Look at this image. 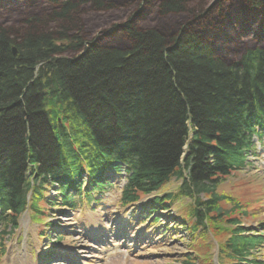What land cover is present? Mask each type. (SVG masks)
I'll use <instances>...</instances> for the list:
<instances>
[{
  "label": "trees",
  "instance_id": "obj_1",
  "mask_svg": "<svg viewBox=\"0 0 264 264\" xmlns=\"http://www.w3.org/2000/svg\"><path fill=\"white\" fill-rule=\"evenodd\" d=\"M261 131L264 0L0 1V257L26 210L74 208L124 172V206L181 181L146 206L190 199L221 264H241L261 239L217 187Z\"/></svg>",
  "mask_w": 264,
  "mask_h": 264
},
{
  "label": "rangeland",
  "instance_id": "obj_2",
  "mask_svg": "<svg viewBox=\"0 0 264 264\" xmlns=\"http://www.w3.org/2000/svg\"><path fill=\"white\" fill-rule=\"evenodd\" d=\"M4 1V0H0ZM264 133V131H263ZM255 155H251L249 165L233 177L225 180L220 189L239 199L247 206L251 218L243 220L245 230L264 235V137L255 142ZM180 182L173 181L166 191H177ZM55 198L58 194L50 191ZM119 191L108 189L96 205H78V209L69 211L56 205L44 220L42 234L45 241L39 240L41 227L31 224L27 216L21 218L20 229L7 239V254L0 264H45L46 259L56 253L58 259L52 262L61 264H185L195 261L190 249V235L177 223L178 210L175 206L169 212L161 214L159 224L152 225L140 211L131 208L122 209L118 205ZM59 201V200H58ZM188 202H181L180 208ZM244 212V211H242ZM133 215V216H132ZM101 221V222H100ZM144 221H147L145 223ZM144 222V223H143ZM155 222V221H154ZM46 224H51L46 231ZM102 225V227H101ZM178 225V226H177ZM101 227V228H100ZM103 228L107 231L103 233ZM181 228V229H180ZM45 230V231H44ZM248 234H251V233ZM61 237V239H57ZM44 238V237H43ZM204 242L206 241L203 240ZM212 241V238H209ZM117 247L109 258L100 260L108 248ZM196 254L205 253L202 245H194ZM46 252H48L46 254ZM257 250L254 251V255ZM215 264L217 250L212 249ZM201 254V255H202ZM259 264H264V245L260 253ZM197 257V255H195ZM48 264V263H47Z\"/></svg>",
  "mask_w": 264,
  "mask_h": 264
},
{
  "label": "water",
  "instance_id": "obj_3",
  "mask_svg": "<svg viewBox=\"0 0 264 264\" xmlns=\"http://www.w3.org/2000/svg\"><path fill=\"white\" fill-rule=\"evenodd\" d=\"M14 55H16V49L13 50Z\"/></svg>",
  "mask_w": 264,
  "mask_h": 264
}]
</instances>
